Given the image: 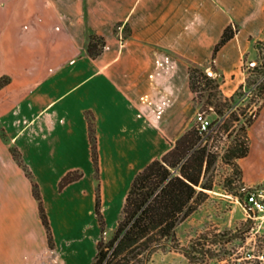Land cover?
Instances as JSON below:
<instances>
[{
	"label": "crops",
	"instance_id": "crops-1",
	"mask_svg": "<svg viewBox=\"0 0 264 264\" xmlns=\"http://www.w3.org/2000/svg\"><path fill=\"white\" fill-rule=\"evenodd\" d=\"M263 11L264 0H0V77L9 76L0 87V264H89L97 181L85 110L113 224L134 173L194 122L189 67L222 75V92L232 94L264 36ZM231 23L236 33L213 57ZM90 33L105 38L96 57ZM11 147L39 186L53 247ZM72 169L82 176L59 190Z\"/></svg>",
	"mask_w": 264,
	"mask_h": 264
},
{
	"label": "trees",
	"instance_id": "trees-1",
	"mask_svg": "<svg viewBox=\"0 0 264 264\" xmlns=\"http://www.w3.org/2000/svg\"><path fill=\"white\" fill-rule=\"evenodd\" d=\"M236 31L237 26L232 23L225 27L219 41L214 45L213 57L216 51L234 36ZM104 46L105 38L102 35L89 34L87 52L91 57L98 56ZM253 46L260 61L246 66L245 55L242 63V70L246 74L245 82L230 95L224 94L221 90L222 75L213 76L198 66H190L188 69L189 86L194 98L199 88L206 85L213 88V91H208L207 98L223 99L222 103H214V110L219 115L229 110L219 130L228 131L233 121L239 120L238 114L245 116L239 126L240 132H237L238 135L222 153L223 160L232 165L239 180L241 168L235 159L245 156L249 150L246 127L258 116L264 97V42L256 40ZM211 68L215 70L214 63ZM8 81L9 76H1L0 87ZM244 87L248 89L245 90ZM244 97L248 98L246 103H244ZM251 104L253 106L248 111ZM85 116L94 177L97 181L93 208L99 229L103 232L106 222L101 206L95 120L90 110H85ZM1 132L3 133L2 130ZM11 152L23 167L25 174L31 178L32 193L38 202L39 216L45 228L48 245L53 247L54 237L39 186L31 177L19 150L11 147ZM217 155L212 143L202 138L197 123H193L160 157L150 160L135 172L125 194L113 234L107 240L102 236L97 240L96 252L89 264H150L152 255L157 250L167 247L180 251L190 264H197L200 259L203 260L206 254L212 251V247L207 244H214L217 240H221L222 238L218 236H227L228 231L211 233L213 237H209L208 233H202L181 246L175 228L208 197L207 190L212 189L213 183L207 177L204 180V177L215 162ZM82 174L79 169L67 171L58 182L59 190L80 178ZM224 188L242 201V196L238 195L229 184H224ZM208 238L211 239L208 240ZM224 238L225 241L230 239L229 237Z\"/></svg>",
	"mask_w": 264,
	"mask_h": 264
},
{
	"label": "rangeland",
	"instance_id": "rangeland-1",
	"mask_svg": "<svg viewBox=\"0 0 264 264\" xmlns=\"http://www.w3.org/2000/svg\"><path fill=\"white\" fill-rule=\"evenodd\" d=\"M264 42L262 38H255ZM260 58L256 49L252 48L245 57V64L253 65L259 62ZM244 89H248L244 87ZM213 88L202 85L196 93L197 110L194 115V122L197 123L198 113L210 119L215 127L213 135L208 140L216 151L217 158L209 172L204 177L213 183L212 189H208V197L189 216L182 220L175 228L176 236L181 246L186 245L190 239L199 234L228 231L227 236L221 237L214 244H207L212 251L207 253L203 260L197 264H264V210L254 209L245 200L249 191L261 193L264 203V97L258 116L246 127L249 150L243 157L236 158L241 168L240 180L236 177L233 167L222 158L223 151L231 144L234 137L240 132L239 126L244 120L243 114H238L239 120H234L228 131L219 130L220 124L229 113L219 115L213 108L214 103H222V98H207L208 91ZM248 98L244 97V103ZM240 103V102H239ZM253 106H249L248 111ZM229 184L242 201L224 188ZM123 201L118 205V217L120 215ZM103 213V211H102ZM104 215V214H103ZM94 231L91 235L92 258L96 252V242L102 236L109 239L117 221H109L103 232L100 231L97 218L92 212ZM105 217V216H104ZM224 237H229L225 241ZM217 238V237H216ZM224 238V239H223ZM211 238H208L210 240ZM207 243L209 241H206ZM150 264H190L188 259L180 252L170 247L157 250L151 258Z\"/></svg>",
	"mask_w": 264,
	"mask_h": 264
},
{
	"label": "built area",
	"instance_id": "built-area-1",
	"mask_svg": "<svg viewBox=\"0 0 264 264\" xmlns=\"http://www.w3.org/2000/svg\"><path fill=\"white\" fill-rule=\"evenodd\" d=\"M196 118L199 131L202 133V138L208 141L215 131L212 121L200 113L196 115ZM245 197L247 203L250 204L254 209L264 210V203L261 199V193L257 191H249Z\"/></svg>",
	"mask_w": 264,
	"mask_h": 264
}]
</instances>
